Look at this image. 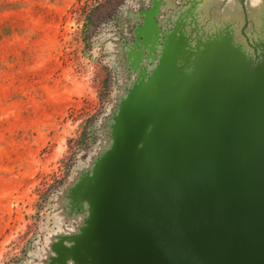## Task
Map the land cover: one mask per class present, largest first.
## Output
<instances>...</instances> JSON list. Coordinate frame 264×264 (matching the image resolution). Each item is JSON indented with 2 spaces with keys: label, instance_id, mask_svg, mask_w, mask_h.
<instances>
[{
  "label": "water",
  "instance_id": "obj_1",
  "mask_svg": "<svg viewBox=\"0 0 264 264\" xmlns=\"http://www.w3.org/2000/svg\"><path fill=\"white\" fill-rule=\"evenodd\" d=\"M260 5L244 6L241 34L214 20L199 40L150 47L109 147L74 183L84 221L50 244L49 264H264Z\"/></svg>",
  "mask_w": 264,
  "mask_h": 264
},
{
  "label": "rangeland",
  "instance_id": "obj_2",
  "mask_svg": "<svg viewBox=\"0 0 264 264\" xmlns=\"http://www.w3.org/2000/svg\"><path fill=\"white\" fill-rule=\"evenodd\" d=\"M146 2L0 0V264H49L50 244L83 223L74 183L109 147L115 106L138 80L115 42Z\"/></svg>",
  "mask_w": 264,
  "mask_h": 264
},
{
  "label": "flooded vegetation",
  "instance_id": "obj_3",
  "mask_svg": "<svg viewBox=\"0 0 264 264\" xmlns=\"http://www.w3.org/2000/svg\"><path fill=\"white\" fill-rule=\"evenodd\" d=\"M198 2H202L208 8L207 15L206 13L203 14L201 9L197 11ZM241 2H244L245 9H250V6L254 10L261 8V0H147L146 3L134 11L125 13L128 17L122 22L124 26L120 30L121 35L115 42L117 49L120 52L121 49L123 51L119 57V64L123 68V74L126 75L127 80L131 77L132 72H137L138 75L139 68L135 65L137 61H139L141 68H145L147 71L151 65L149 49L151 46H155V43H150L148 36L145 38L142 33L153 34L155 40H157L156 45L158 48L163 46L166 39L165 33L170 29H174L172 28L173 25H176L175 28L179 29L183 34L188 35V33H191L195 36L202 31L213 33L212 23L214 20L222 28L225 22H228V24L236 22L240 33L244 25V6L242 7ZM209 11L220 13L212 19ZM218 17L221 18L216 20ZM226 17H230L228 21ZM188 18L190 22H188ZM199 39L201 37L198 36L196 40ZM126 48H128V52L125 53L124 50ZM143 49L145 51L140 55L139 50ZM117 106L119 107V104ZM117 106H115L116 109L118 108Z\"/></svg>",
  "mask_w": 264,
  "mask_h": 264
}]
</instances>
